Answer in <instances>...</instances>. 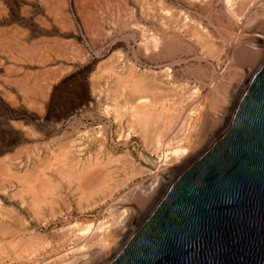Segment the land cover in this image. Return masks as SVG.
<instances>
[{"label": "rangeland", "instance_id": "1", "mask_svg": "<svg viewBox=\"0 0 264 264\" xmlns=\"http://www.w3.org/2000/svg\"><path fill=\"white\" fill-rule=\"evenodd\" d=\"M53 1L0 0V19H15L0 28H23L19 42L26 45V51L0 46L9 50H0V232L2 227L9 230L0 234V264H108L166 192L161 170H154L159 160L152 144L161 120L138 124L137 100L156 104L150 106L154 109L161 108L163 99L173 129L185 121L188 110L198 107L181 141L187 154L176 164L199 156L230 124L238 99L235 83L242 81L244 88L264 61V0H247L243 14L237 12L241 0ZM52 53L55 59L40 63ZM16 68L17 77L26 72L31 82L54 85L45 102L34 97L41 110L27 107L17 89L5 82L12 76L8 70ZM226 76L232 80L227 95L214 97L213 87ZM190 89L193 98L180 102ZM68 169L75 170L68 172L71 177ZM83 173L95 174V180ZM105 174L106 188L95 189ZM98 224L105 232L99 239L83 241V249L74 252L82 242L75 235L78 229L94 232ZM64 251L68 255L63 256Z\"/></svg>", "mask_w": 264, "mask_h": 264}, {"label": "water", "instance_id": "2", "mask_svg": "<svg viewBox=\"0 0 264 264\" xmlns=\"http://www.w3.org/2000/svg\"><path fill=\"white\" fill-rule=\"evenodd\" d=\"M110 264H264V61L227 132L172 181Z\"/></svg>", "mask_w": 264, "mask_h": 264}, {"label": "bare ground", "instance_id": "3", "mask_svg": "<svg viewBox=\"0 0 264 264\" xmlns=\"http://www.w3.org/2000/svg\"><path fill=\"white\" fill-rule=\"evenodd\" d=\"M14 1V0H13ZM19 1V0H18ZM27 2H30L31 3V0H26ZM39 1V0H38ZM58 1V0H57ZM247 0H241V3L239 4V7H238V5H237V7H238V9H237V12L239 11V12H241V11H243L244 10V8H245V6H246V2ZM24 2V1H23ZM52 2H54L53 0H52ZM59 2V1H58ZM238 2V1H237ZM249 2V1H248ZM18 3V2H17ZM26 3V2H25ZM51 2L49 1L48 2V5L50 4ZM60 3V2H59ZM68 3V2H67ZM225 3H227V2H225ZM38 4V3H37ZM228 4V3H227ZM19 5H20V3H19ZM40 5V4H39ZM38 5V6H39ZM52 6H53V4H51ZM233 5V4H232ZM122 6V5H121ZM5 7V6H4ZM20 7H21V5H20ZM51 7V6H50ZM7 8V7H6ZM39 8V7H38ZM47 8V7H46ZM48 8H49V6H48ZM228 8H229V6H228ZM236 8V7H235ZM234 7H233V9H235ZM0 9H3V8H1L0 7ZM11 9V8H10ZM18 9H19V7H18ZM25 9V8H24ZM23 9V10H24ZM35 9V8H34ZM25 11V10H24ZM14 12V11H13ZM27 12L29 13V9L27 10ZM47 12H48V9H47ZM180 12V11H179ZM234 12H236V11H234ZM20 13H22V12H20ZM24 13H26V11L24 12ZM56 13V12H55ZM233 13V12H232ZM1 14H2V12H1ZM48 14H49V12H48ZM57 14V13H56ZM145 14V13H144ZM179 14V13H178ZM239 14V13H238ZM240 14H243L242 12L240 13ZM3 15V14H2ZM13 15V14H12ZM29 15V14H28ZM33 15V14H32ZM22 16V15H21ZM31 16V15H30ZM30 16H28L29 18H31L32 19V17H34L33 19H35V16H38V15H35V16H32V17H30ZM92 16V15H91ZM11 18H1L0 19V24H6V23H8V22H11V21H13V20H15L14 19V17H12V16H10ZM17 17V16H16ZM25 17V16H24ZM237 17V16H236ZM64 18V17H63ZM23 19V18H22ZM26 19V18H25ZM30 19V20H31ZM37 19V18H36ZM252 19V18H251ZM38 20V19H37ZM40 20V19H39ZM68 20V19H67ZM28 21V20H27ZM42 22V21H41ZM32 23V22H31ZM46 23V22H45ZM44 23V24H45ZM177 23V22H176ZM20 24V23H19ZM42 24H43V22H42ZM59 24V23H58ZM90 24V23H89ZM61 25V24H60ZM180 25V24H179ZM7 26V25H6ZM59 26V25H58ZM64 26V25H63ZM62 26V27H63ZM2 27V26H1ZM180 27V26H179ZM215 27V26H214ZM26 28V27H25ZM61 28V27H60ZM99 28V27H98ZM23 29V28H22ZM22 29H19L17 26H13V25H11V27H2V28H0V46H2V45H12V46H14V48L16 47V46H18V47H20V48H22V50L24 49V51H26V45L24 44H20V42H19V36H18V34H20V33H22L23 34V32H21V30ZM27 29V28H26ZM46 29V28H45ZM48 29V28H47ZM56 29V28H55ZM100 29V28H99ZM31 30V29H30ZM38 30V29H37ZM53 30V29H52ZM59 30V29H58ZM61 30V29H60ZM193 30V29H192ZM24 31H25V29H24ZM28 31V30H27ZM35 31V30H34ZM39 31V30H38ZM91 32V31H90ZM29 33V32H28ZM35 33V32H34ZM195 34V33H194ZM25 36V35H24ZM28 36V35H27ZM166 36V35H165ZM203 36V35H202ZM153 37V36H152ZM25 38V37H24ZM151 38V37H150ZM152 39V38H151ZM197 39V38H196ZM199 39H200V36H199ZM264 39V38H263ZM258 40H260L259 42V44H263V42L262 41H264V40H262V39H259V38H257V41ZM262 40V41H261ZM39 41H41V40H39ZM47 41V40H46ZM49 41V40H48ZM154 41V40H153ZM32 42V41H31ZM151 42V41H150ZM31 44V43H30ZM29 44V45H30ZM48 44V43H47ZM51 44V43H50ZM53 44V43H52ZM55 44V46H58V45H56V43H54ZM152 44V43H151ZM37 45V44H36ZM153 45V44H152ZM215 45V44H214ZM155 46V45H154ZM30 47H32V48H34V46L33 45H31ZM35 47H37V46H35ZM40 47V46H39ZM44 47V46H43ZM72 47V46H71ZM71 47H69V48H71ZM211 47V46H210ZM3 48V50L5 49V47H2ZM1 47H0V50L2 49ZM28 48V47H27ZM29 49V51H31V50H33V49ZM48 48V47H47ZM68 48V49H69ZM35 49H37V48H35ZM18 50H19V48L17 49V52H18ZM22 50H21V52H22ZM55 50V49H54ZM63 49H61V51H62ZM34 51V50H33ZM33 51H32V53H33ZM38 51V50H37ZM51 51V50H50ZM69 51V50H68ZM165 51V50H164ZM4 52H6L5 50H4ZM7 52H9V50L7 51ZM6 52V53H7ZM35 52V51H34ZM56 52V51H55ZM54 52V53H55ZM238 52V51H237ZM243 52V51H242ZM241 52V53H242ZM24 53V52H23ZM22 53V54H23ZM54 53H52V54H48L46 57H45V59L43 60V61H41L40 63H45V62H47L48 60H51V59H55L56 58V56H57V54H54ZM75 53V52H74ZM54 54V55H53ZM73 54V53H72ZM238 54H240V53H238ZM243 54V53H242ZM0 55H3V51L1 52V54ZM9 55V54H8ZM11 55V54H10ZM9 55V56H10ZM50 55H52V56H50ZM59 55H61V52H60V54ZM70 55V54H69ZM69 55H68V57H69ZM77 55H79V54H77ZM12 56V55H11ZM11 56H10V59H12L11 58ZM26 57H28V55L26 54L25 55ZM25 56H24V58H25ZM35 56V55H34ZM39 56V55H38ZM42 56V55H41ZM63 56V55H62ZM65 56V55H64ZM233 56V55H232ZM237 56H240V55H237ZM236 56V57H237ZM18 57V56H17ZM36 57V56H35ZM40 57V56H39ZM61 57V56H60ZM72 57V56H71ZM37 58V57H36ZM58 58V57H57ZM78 58V57H77ZM233 58L235 59V57L233 56ZM30 59V58H29ZM66 59V58H65ZM238 60H241V58L239 59V58H237ZM15 60V59H14ZM70 60V59H69ZM22 61V60H21ZM31 61V60H30ZM236 61V60H235ZM115 62V61H114ZM238 62V61H237ZM31 63V62H30ZM33 63V62H32ZM111 66V65H110ZM109 66V67H110ZM10 67V66H9ZM8 67V68H9ZM20 67V66H19ZM39 67V66H38ZM114 68V67H113ZM132 68V67H131ZM6 69V68H5ZM106 69H108V68H106ZM4 70V69H3ZM19 71H17V68H16V70H14L13 69V71H11V72H9V70H8V73H9V76L10 75H12L11 76V78L9 77V79H6L7 81H5V82H7L9 85H11V86H13V87H15L16 89H17V92H19L21 95H22V97H23V100L27 103V107H28V105H29V107L31 106V108H33V107H35L36 109H38V110H41V105H39L40 103L38 102H36L35 100H34V97H36V98H38L41 102H45L50 96H51V94H52V89H53V86L54 85H52L51 83H49V82H46V83H44V84H41V83H37V82H31L30 81V78H29V76L26 74V72L23 74V76L24 77H17V75L19 74V72H20V69H18ZM166 70V69H165ZM54 71V70H53ZM115 71V70H114ZM257 71V70H256ZM5 72V71H4ZM111 72H113L112 70H111ZM8 73H6V74H8ZM43 73V72H42ZM40 74V73H39ZM44 74V73H43ZM48 74V73H47ZM51 74H52V72H51ZM112 74V73H111ZM166 74V73H165ZM255 74V73H254ZM41 75V74H40ZM40 75H38V76H40ZM115 75V74H114ZM120 75V74H119ZM2 76V75H1ZM0 76V77H1ZM15 76V77H14ZM37 76V77H38ZM97 76V75H96ZM95 76V77H96ZM115 76H118L117 75V73H116V75ZM121 76V75H120ZM120 76H119V78H120ZM35 77V76H34ZM116 78V77H115ZM118 78V79H119ZM126 78V77H125ZM168 78V77H167ZM233 78V77H232ZM127 79V78H126ZM3 80H4V78H3ZM140 80V79H139ZM230 76H226V77H220L219 79H218V81H217V83H216V85H215V87H213V85H212V87H213V89H214V92H213V96L214 97H225L227 94L225 93V90H227L226 89V87H227V85H228V83L231 81L232 82V80H230ZM34 81V80H33ZM136 81V80H135ZM240 81V80H239ZM237 82V83H235V86L233 87V91L235 92V91H238V92H235V93H237L238 95H239V97H238V95H237V100H236V105H235V109H236V106H237V103H238V101H239V99H240V97H241V95L243 94V92H244V90H245V88H246V86L248 85V83H249V81L246 83V86L243 88V86L245 85H242V84H240L241 82ZM43 82V81H42ZM130 82V81H129ZM2 83H4V82H2ZM117 83V82H116ZM135 83V82H134ZM231 84V83H230ZM137 86V85H136ZM140 86L141 85H139V87L138 88H140ZM144 87H145V85H143ZM142 86V87H143ZM143 87V88H144ZM229 87V86H228ZM137 88V87H136ZM141 89V88H140ZM147 89H148V87H147ZM155 89V88H154ZM153 89V91H156V90H154ZM189 89V88H188ZM192 89V88H191ZM191 89L190 90H188L187 91V95H183L182 96V98L180 99V102H182V101H185L186 99L187 100H191L192 98H193V96H194V94H193V91H191ZM110 90V89H109ZM141 90H143V89H141ZM144 90L146 91V88H144ZM160 90V89H159ZM168 90V89H167ZM135 91V90H134ZM4 92V91H3ZM133 92V91H132ZM150 92V91H149ZM233 92V93H234ZM1 93V92H0ZM6 93H7V91H6ZM151 93V92H150ZM157 93V92H156ZM162 93V92H161ZM160 93V94H161ZM195 93V92H194ZM12 94V93H11ZM1 95V94H0ZM133 96V95H132ZM172 97V96H171ZM7 98V97H6ZM143 98V97H142ZM145 98V97H144ZM146 98H148V97H146ZM116 99H117V97H116ZM115 99V100H116ZM144 100H147L148 101V99H144ZM136 101V100H135ZM142 101H140V102H138V100H137V104L138 105H136L135 104V107H134V115H135V118L137 119V121L136 122H138V124H140V123H145V122H148V121H151V122H153V123H156L158 120H161V129H158V130H156V133H155V135H154V137H153V139L154 140H152V144H153V148H154V150H155V152L157 153V158L158 159H156V160H159L158 162V164L159 165H157L158 166V168L157 169H154L155 171H159V170H161V172H160V177L164 180V181H166L167 182V184L166 185H161V186H163L164 187V192L168 189V187H169V185L172 183V181L178 176L177 175V173L180 171V170H182V169H184L192 160L194 161L197 157H198V155H193V158H189L187 161H185V162H183V164H180V165H178L179 163H180V160L182 161V159L184 158V156L187 154V148H185L182 144H181V141L182 140H184V133H185V129H186V127H187V123L189 122V119H190V117H192L191 116V113H193V112H197L198 110H199V108L198 107H196L195 105V107L196 108H193L194 109V111H193V109H192V112H191V110L188 112L187 111V114L186 115H184V117L182 118V119H184L185 121L181 124V126L180 127H178V128H172V126H173V124H174V119H173V116H172V114L171 113H167L166 112V109L164 108V102H163V99H161L160 100V105H161V108H154V109H151L150 108V106L152 105V106H154V105H156V104H154V103H151V104H146V103H141ZM141 103V104H140ZM12 105V104H11ZM115 107V106H114ZM113 107V109H115ZM190 109V108H189ZM235 109H234V111L233 112H235ZM175 111V110H174ZM132 112V111H131ZM202 113V112H201ZM115 114V113H114ZM199 116V115H198ZM197 116V117H198ZM233 116H234V113H233V115H232V118H231V121H230V124H229V126L226 128V130H224V132L222 133V135L219 137V138H221L226 132H227V130L230 128V126H231V123H232V120H233ZM131 117H133V116H131ZM130 117V118H131ZM120 118V117H119ZM192 119V118H191ZM181 120V119H180ZM125 121V120H124ZM196 124V123H195ZM146 125V124H145ZM129 126V125H128ZM139 126V125H138ZM140 127V126H139ZM141 127H144V126H142L141 125ZM140 127V128H141ZM149 127V126H148ZM133 128V127H132ZM140 128H139V130H140ZM145 129V128H144ZM95 130V129H94ZM130 130V129H129ZM143 130V129H142ZM146 130V129H145ZM153 130V129H152ZM92 131V130H91ZM148 131V130H147ZM150 132V131H149ZM100 133V132H99ZM127 133H129V132H127ZM127 133H126V135H127ZM98 134V133H97ZM130 134V133H129ZM141 134V133H140ZM186 134V133H185ZM144 135V137H145V134H143ZM142 135V136H143ZM118 136V135H117ZM98 137H99V135H98ZM218 138V139H219ZM143 139V138H142ZM217 139V140H218ZM146 140V139H145ZM144 140V141H145ZM216 140V141H217ZM100 141V140H99ZM215 141V142H216ZM74 142V141H73ZM96 142V141H95ZM176 143V144H174V143ZM71 143V142H70ZM105 143V142H104ZM104 143H102V144H104ZM65 145V144H64ZM97 145V144H96ZM99 145V144H98ZM72 146V145H71ZM122 146V145H121ZM211 146V145H210ZM209 146V147H210ZM98 147V146H97ZM101 147V146H100ZM208 147V148H209ZM60 148V147H59ZM70 148V147H69ZM72 148V147H71ZM75 148V147H74ZM80 149H81V147H79ZM78 148V149H79ZM80 149H79V152H81L80 151ZM100 150V149H99ZM104 150V149H103ZM107 150V149H106ZM64 151V150H63ZM62 151V152H63ZM66 151V150H65ZM96 151V150H95ZM65 153V154H64ZM63 154L64 155H66V152H64ZM90 153V152H89ZM203 153V152H202ZM201 153V154H202ZM79 154V153H78ZM92 154V153H91ZM91 154H89V156L91 155ZM200 154V155H201ZM77 155V154H76ZM96 155V154H95ZM121 154H119V156H120ZM92 156H94V155H92ZM100 156V155H99ZM102 156V155H101ZM59 157V156H58ZM69 157V156H68ZM91 157V156H90ZM112 157H114V156H112ZM80 158V157H79ZM85 158V157H84ZM118 158V157H117ZM26 159V158H25ZM64 159V158H63ZM68 159V158H67ZM74 159V158H73ZM88 159V158H87ZM96 159V158H95ZM111 159V158H110ZM109 159V160H110ZM186 159V158H185ZM16 160V159H15ZM101 160V159H100ZM99 160V161H100ZM107 160H108V158H107ZM107 160H105V161H107ZM109 160H108V162H109ZM115 160H116V158H115ZM184 160V159H183ZM91 161V160H90ZM95 161V160H94ZM98 161V160H97ZM105 161H103L104 162V164L105 165H107V164H109L108 162H105ZM179 161V163L178 164H176V162H178ZM188 161H189V163H188ZM192 161V162H193ZM24 162H25V160H24ZM30 162V161H29ZM72 162V161H71ZM82 162V161H81ZM89 162V161H88ZM88 162H86V163H88ZM96 162V161H95ZM112 162V161H111ZM116 162H117V160H116ZM191 162V163H192ZM23 163V162H22ZM46 163H47V161H46ZM67 163V162H66ZM98 163V162H97ZM34 164V163H33ZM53 164V163H52ZM57 164H59V163H57ZM77 164V163H76ZM89 165L87 166L86 165V167L87 168H89L90 167V164L91 163H88ZM96 164V163H95ZM103 164V165H104ZM111 164V163H110ZM172 164H176V165H174V167L173 168H171L170 166L172 165ZM54 165V164H53ZM62 165H64V164H62ZM70 165V164H69ZM97 165V164H96ZM99 165H101V164H98V166L97 167H100ZM102 165V166H103ZM114 165V164H113ZM43 166V165H42ZM59 166V165H58ZM112 166V165H111ZM66 167V166H65ZM67 167H68V165H67ZM85 167V166H84ZM92 167V166H91ZM104 167V166H103ZM137 167V166H136ZM135 167V169H133V170H135V171H137V172H142V170L139 168H136ZM63 168H64V166H63ZM94 168H95V166H94ZM112 168H114V167H112ZM123 168V167H122ZM162 168V169H161ZM66 170H67V168H65ZM97 169V168H96ZM7 170V169H6ZM59 170H61V169H59ZM64 170V169H63ZM69 171H67V175L69 174V173H73L72 172V170H70V169H68ZM98 170V169H97ZM97 170H95L94 171V169H93V171L95 172V173H97L96 171ZM107 170H108V168H107ZM106 170V171H107ZM28 171V170H27ZM65 171V170H64ZM86 172H88L87 170H85ZM92 171V170H91ZM106 171H105V173H106ZM69 172V173H68ZM82 173V170L80 171V170H78V173ZM84 172V171H83ZM94 172H89V174H91V173H94ZM108 172V171H107ZM14 173H15V171H14ZM21 173V172H20ZM59 173V172H58ZM76 173V172H75ZM99 173V172H98ZM101 173V172H100ZM99 173V174H100ZM154 173H156V172H154ZM8 174H10V173H8ZM77 174V173H76ZM76 174H74V175H76ZM83 174H86V173H83ZM5 176H6V173L4 174ZM14 175V174H13ZM20 175V174H19ZM70 175H73V174H69V176ZM79 175V174H78ZM78 175H76V176H78ZM81 175V174H80ZM98 175V174H97ZM103 175V174H102ZM151 175V174H150ZM15 176V175H14ZM37 176V175H36ZM47 176V175H46ZM68 176V177H69ZM86 176H88L87 174H86ZM90 176V175H89ZM87 177L88 179L89 178H91V177ZM94 176H95V174H94ZM92 177L93 179L95 178V177ZM130 176V175H129ZM169 176H172V177H169ZM7 177H8V175H7ZM27 177V176H26ZM26 177H25V179H26ZM66 177V176H65ZM71 177V176H70ZM69 177V178H70ZM80 178H82V180L84 181V179H83V177L84 176H79ZM2 178V177H1ZM72 178H74L73 176H72ZM80 178H79V180H80ZM85 178V177H84ZM87 178L85 179V180H87ZM99 178V177H98ZM112 178V177H111ZM129 178V177H128ZM25 179H23L24 181H25ZM75 179V178H74ZM100 179V178H99ZM98 179V180H99ZM103 180L102 181H99L97 184H96V188L95 189H102V188H104L105 187V185H106V182H108L107 181V179H108V174H105L104 176H103V178H102ZM168 179V180H167ZM3 180V179H2ZM19 180V179H18ZM22 180V181H23ZM95 180V179H94ZM101 180V179H100ZM111 180V179H110ZM109 180V181H110ZM161 180V179H160ZM20 181V180H19ZM23 181V182H24ZM68 181V180H67ZM113 181V180H112ZM78 182V181H77ZM79 182H81V181H79ZM78 182V184H77V186L80 184ZM88 182H90V180L88 181ZM114 182V181H113ZM22 183V182H21ZM41 183V182H40ZM44 183V182H43ZM83 183V182H82ZM90 183H92V182H90ZM122 183H124L123 181H122ZM163 183V182H162ZM10 184V183H9ZM51 184V183H50ZM76 184V183H75ZM83 184H87L88 185V183H83ZM94 184V183H93ZM157 184V183H156ZM37 185V184H36ZM44 185V184H43ZM86 185V186H87ZM122 185V184H121ZM6 186V185H5ZM44 186H46V185H44ZM76 186V187H77ZM81 186V185H80ZM83 186V185H82ZM82 186H81V188H82ZM85 186V185H84ZM86 186H85V188H86ZM89 187H91V185H88ZM1 187V186H0ZM48 187V186H47ZM107 187H109V185H107ZM162 187V188H163ZM40 188V187H39ZM78 188H79V186H78ZM84 188V187H83ZM106 188V187H105ZM33 189V188H32ZM87 189V188H86ZM139 189H141V188H139ZM30 190V189H29ZM36 190V189H35ZM80 190V189H79ZM85 190V189H84ZM107 190V189H106ZM138 190V189H137ZM136 190V191H137ZM37 191V190H36ZM39 191V190H38ZM84 192V191H83ZM101 192V191H100ZM36 193V192H35ZM84 193H86V192H84ZM138 193V192H137ZM88 194V193H87ZM87 194L86 195H84V196H87ZM94 194V193H93ZM162 194V193H161ZM163 194H165V193H163ZM162 194V195H163ZM48 195V194H47ZM55 196V195H54ZM33 197H34V195H33ZM36 197V196H35ZM58 197V196H57ZM90 197V196H89ZM161 197H163V196H161ZM85 198H88V197H85ZM91 198V197H90ZM37 200H38V198H36ZM33 200V199H32ZM81 200V199H80ZM94 200V199H93ZM161 199L159 198L157 201H156V203L158 204L159 202L158 201H160ZM20 201V200H19ZM43 201H45V200H43ZM49 201V200H48ZM85 201V200H84ZM23 202V201H22ZM87 202V201H86ZM34 203V202H33ZM32 203V204H33ZM47 204H48V202H47ZM156 204V205H157ZM24 205V204H23ZM49 205V204H48ZM154 207V206H153ZM156 207V206H155ZM154 207V208H155ZM51 208V207H50ZM152 208V207H151ZM153 209V208H152ZM8 210V209H7ZM7 210H5V211H7ZM153 211V210H152ZM151 211V212H152ZM36 213V212H35ZM37 214V213H36ZM149 216V215H148ZM147 216V217H148ZM144 222V221H143ZM142 222V223H143ZM88 229H90V228H86V227H82V228H80V229H78L79 231V233L77 234H75L76 236H77V238L78 239H80V240H82V242H81V245H80V247H77V248H75L74 250L72 249V247H71V250H73L74 252L76 251V250H81V249H83V245H82V243H83V241H90V240H96V239H99V237L105 232V230H106V228H104V227H102V225H97V226H95L94 227V229H95V231L93 232L92 230H88ZM9 231L8 229H5V227H2V230H1V232L2 233H4V232H7V231ZM72 230V229H71ZM87 231H89V232H91V234H89V232H88V235H87ZM0 232V234H2ZM77 232V231H76ZM5 234V233H4ZM67 235V234H66ZM73 235V234H72ZM75 235H73V236H75ZM69 236V235H68ZM75 236V237H76ZM132 236V235H131ZM18 237V236H17ZM66 237V236H65ZM75 237H74V239H75ZM14 238V237H13ZM29 238V237H28ZM62 239V238H61ZM77 239V240H78ZM128 239V238H127ZM125 239V241L122 243V247L120 248V249H122L124 246H125V244L128 242V240L130 239ZM40 241V240H39ZM64 241V240H63ZM79 241V240H78ZM127 241V242H126ZM31 242V241H30ZM72 242V241H71ZM75 242H76V239H75ZM126 242V243H125ZM77 243V242H76ZM13 246H14V243H11ZM38 244V243H37ZM98 244V243H97ZM9 245V244H8ZM17 245V244H16ZM40 245V244H39ZM38 245V247H40ZM76 245V244H75ZM75 245H73V246H75ZM10 246V245H9ZM62 246V245H61ZM86 246V245H85ZM7 247V246H6ZM11 247V246H10ZM70 247V246H69ZM91 247V246H90ZM31 248H33V247H31ZM87 249V248H86ZM107 249V248H106ZM25 250H26V247H25ZM30 250V249H29ZM66 250H67V248H66ZM102 251V250H101ZM106 251V250H105ZM109 250L107 249V252H108ZM121 251V250H120ZM120 251H118V252H116L113 256H114V258L118 255V253L120 252ZM67 252V251H66ZM9 253V252H8ZM20 253H21V251H20ZM79 253H81V252H79ZM105 253V252H104ZM63 254V253H62ZM72 254V253H71ZM66 255H68V254H66L65 253V251H64V255L63 256H66ZM86 255V254H85ZM93 255V254H92ZM84 256V255H83ZM15 257H17V256H15ZM20 257V256H19ZM75 257V256H74ZM77 257H80V258H82V259H84L85 260V258H83V257H81V256H77ZM79 258V259H80ZM113 258V257H112ZM113 258V259H114ZM75 259H77L76 257L74 258V260ZM82 259H80V260H82ZM113 259L108 263V264H110L112 261H113ZM86 260H87V258H86ZM10 261V260H9ZM17 261V260H16ZM81 262V261H80ZM82 262H83V260H82ZM81 262V263H82ZM85 262V261H84ZM17 264V263H16ZM74 264V263H73ZM77 264H80V263H77ZM83 264V263H82Z\"/></svg>", "mask_w": 264, "mask_h": 264}]
</instances>
